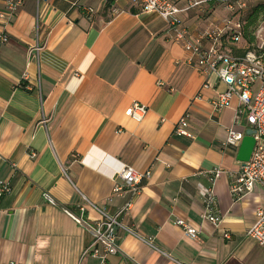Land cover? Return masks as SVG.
<instances>
[{"label":"crops","instance_id":"obj_1","mask_svg":"<svg viewBox=\"0 0 264 264\" xmlns=\"http://www.w3.org/2000/svg\"><path fill=\"white\" fill-rule=\"evenodd\" d=\"M7 1L0 0L7 37L0 42V182L9 187L0 197V264H249L258 244L246 232L264 209V190L256 185L237 201L230 193L242 162L240 145H225L228 132L250 128L239 98L215 109L226 85L189 64L166 20L134 0H22L12 15ZM172 1L185 9L180 18L193 35L224 18L216 0ZM37 37L39 61L30 55ZM135 101L149 108L141 122L125 114ZM186 113L193 137L175 132ZM125 165L150 171L128 211V189L114 191ZM216 167L224 170L214 183L220 226L203 220L199 189ZM81 194L138 236L119 229L117 254L84 255L92 235L63 208L91 223L102 215L91 206L82 213ZM178 218L198 229L196 239Z\"/></svg>","mask_w":264,"mask_h":264},{"label":"built area","instance_id":"obj_2","mask_svg":"<svg viewBox=\"0 0 264 264\" xmlns=\"http://www.w3.org/2000/svg\"><path fill=\"white\" fill-rule=\"evenodd\" d=\"M226 3V0H219ZM22 0H8L6 3L7 14L12 15ZM239 7H245L246 1L237 0ZM145 13L159 14L169 26L171 39L182 44L189 53V64L197 67L204 75L216 74L226 85L213 101L214 108L221 110L230 105L231 99L236 96L242 106L246 109V119L250 126L256 130V144L250 160L241 164L239 171L233 176L230 183V193L234 201L240 200L250 194L256 185L264 190V20L258 21L253 28L254 41L247 43L249 46L242 54H235L229 44H239L243 40L241 18L231 19L224 17L221 25L206 29L197 35H193L189 28L182 22L180 14L184 8L179 7L172 0H134ZM230 9H234L232 3H228ZM117 9H113L116 12ZM0 12V18L3 17ZM262 20V19H261ZM227 35V39L224 37ZM7 40L6 35L0 32V42ZM43 45L39 38L30 48V55L36 61L41 58ZM148 106L138 101L133 102L125 114L137 122H141L147 112ZM48 119L42 113L40 123L47 128ZM120 131V130H119ZM175 132L181 136L193 137L189 130L188 114H184L175 126ZM245 132L230 129L225 145L239 146ZM224 173L223 168L216 167L205 172L209 179V185H199L200 194L204 201V212L202 218L215 226H220L221 216L217 210V200L214 193V183ZM121 183L116 184L114 191L119 192L127 188L130 192V199L122 211H128L133 203L134 197L142 189L144 179L150 177V171H138L132 166H123L116 176ZM9 191L5 182H0V197ZM44 198L52 205L56 200L45 193ZM82 213L88 206L98 210L102 218L91 223L77 215L68 208L64 211L78 224L86 227L91 235V243L84 249L83 254H93L105 259L110 254H117L120 249L116 243L117 232L124 229L127 232L138 236L131 227L125 226L116 215L109 214L105 208L94 204L86 195L81 194L79 201ZM176 224L181 226L184 233L192 239L198 236V229L192 226L187 220L178 218ZM246 235L252 238L260 246H264V209H260L254 222L247 229ZM225 238H230L229 232L224 233ZM151 242L150 239L146 240ZM7 264H22L9 262Z\"/></svg>","mask_w":264,"mask_h":264},{"label":"rangeland","instance_id":"obj_3","mask_svg":"<svg viewBox=\"0 0 264 264\" xmlns=\"http://www.w3.org/2000/svg\"><path fill=\"white\" fill-rule=\"evenodd\" d=\"M237 1V0H236ZM232 1V5L234 6V9H230L228 6L229 2L222 3L221 1L216 2L214 8H218V15H220V18L222 17H227L231 19H237L241 18L242 20L244 19L245 22H247L246 17L248 15V12L252 8V6L258 4L259 2H263L264 0H244L246 1V6L245 7H239L238 2ZM215 8V9H216ZM207 13L209 10H206ZM221 20V19H220ZM264 19L262 18L263 21ZM246 39H243L242 42L239 44H229L230 46H236L238 48H247L249 44ZM249 264H264V247L260 246L259 244L257 247L254 249L252 256L250 257Z\"/></svg>","mask_w":264,"mask_h":264},{"label":"trees","instance_id":"obj_4","mask_svg":"<svg viewBox=\"0 0 264 264\" xmlns=\"http://www.w3.org/2000/svg\"><path fill=\"white\" fill-rule=\"evenodd\" d=\"M112 1L113 0H107L106 2L107 6H110L112 4ZM211 1L213 2L215 0H211ZM216 1L219 2V0ZM226 1L232 3V1L234 2L236 0H226ZM262 18L264 19V1L259 2L258 4L252 6L246 17L247 22H245L244 19L243 20L241 19L243 24V28H242L243 39H246L248 43H252L254 41V36L252 33L253 28ZM224 39H227V35L224 37Z\"/></svg>","mask_w":264,"mask_h":264},{"label":"water","instance_id":"obj_5","mask_svg":"<svg viewBox=\"0 0 264 264\" xmlns=\"http://www.w3.org/2000/svg\"><path fill=\"white\" fill-rule=\"evenodd\" d=\"M255 133V129L247 128L241 140L237 158L242 163L250 160V157L256 144V137L254 136Z\"/></svg>","mask_w":264,"mask_h":264}]
</instances>
